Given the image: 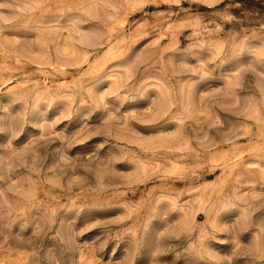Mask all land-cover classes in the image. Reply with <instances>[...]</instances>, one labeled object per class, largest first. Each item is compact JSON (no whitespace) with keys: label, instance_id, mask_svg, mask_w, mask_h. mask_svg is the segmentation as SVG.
Wrapping results in <instances>:
<instances>
[{"label":"rangeland","instance_id":"rangeland-1","mask_svg":"<svg viewBox=\"0 0 264 264\" xmlns=\"http://www.w3.org/2000/svg\"><path fill=\"white\" fill-rule=\"evenodd\" d=\"M0 264H264V0H0Z\"/></svg>","mask_w":264,"mask_h":264}]
</instances>
